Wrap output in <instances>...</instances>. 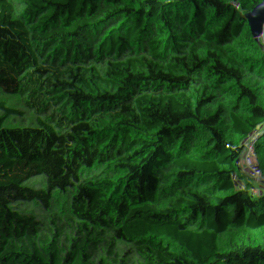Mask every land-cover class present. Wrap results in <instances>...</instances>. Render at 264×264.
I'll return each instance as SVG.
<instances>
[{
	"label": "trees",
	"instance_id": "1",
	"mask_svg": "<svg viewBox=\"0 0 264 264\" xmlns=\"http://www.w3.org/2000/svg\"><path fill=\"white\" fill-rule=\"evenodd\" d=\"M0 264H264V0H0Z\"/></svg>",
	"mask_w": 264,
	"mask_h": 264
},
{
	"label": "water",
	"instance_id": "2",
	"mask_svg": "<svg viewBox=\"0 0 264 264\" xmlns=\"http://www.w3.org/2000/svg\"><path fill=\"white\" fill-rule=\"evenodd\" d=\"M238 106L243 113V117L246 118L250 125L249 130L246 131L234 123H226L200 148L205 167L211 176H215L219 168V158L225 149L226 142L236 137H252L257 130L256 118L249 112L248 108L240 103H238ZM240 209L243 216H245L244 210Z\"/></svg>",
	"mask_w": 264,
	"mask_h": 264
},
{
	"label": "rangeland",
	"instance_id": "3",
	"mask_svg": "<svg viewBox=\"0 0 264 264\" xmlns=\"http://www.w3.org/2000/svg\"><path fill=\"white\" fill-rule=\"evenodd\" d=\"M220 65V64H219ZM222 66V65H221ZM235 75H239L240 73L239 72H235L234 73ZM232 79H233V76L231 75V77H230V81H229V84H230V88H231V81H232ZM235 92H236V94H238V96H239V94L242 96L243 95V97H242V99H241V97H240V99H241V101H244L245 102V104H247V107L246 108H248L249 106H248V103H247V99L248 98H250L249 96H246V94H243L242 93V90L241 89H239V88H235ZM252 106V105H251ZM250 106V107H251ZM248 124V121L246 120V118H242L241 120H239L238 121V124L237 125H239L242 129H245V126ZM243 209V208H242ZM244 210V209H243ZM245 221H246V224H245V227H247L248 226V224H249V222H250V217L246 214L245 216Z\"/></svg>",
	"mask_w": 264,
	"mask_h": 264
},
{
	"label": "built area",
	"instance_id": "4",
	"mask_svg": "<svg viewBox=\"0 0 264 264\" xmlns=\"http://www.w3.org/2000/svg\"><path fill=\"white\" fill-rule=\"evenodd\" d=\"M247 103H248V106L250 107V106H251V104H252V101H251V99H250V98H248V99H247Z\"/></svg>",
	"mask_w": 264,
	"mask_h": 264
}]
</instances>
